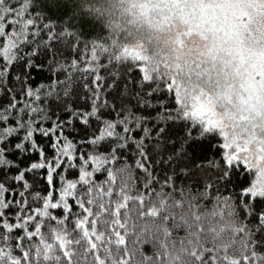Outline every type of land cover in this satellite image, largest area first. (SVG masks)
Returning a JSON list of instances; mask_svg holds the SVG:
<instances>
[{"label":"trees","instance_id":"obj_1","mask_svg":"<svg viewBox=\"0 0 264 264\" xmlns=\"http://www.w3.org/2000/svg\"><path fill=\"white\" fill-rule=\"evenodd\" d=\"M111 1L0 0V264H264L250 169Z\"/></svg>","mask_w":264,"mask_h":264},{"label":"rangeland","instance_id":"obj_2","mask_svg":"<svg viewBox=\"0 0 264 264\" xmlns=\"http://www.w3.org/2000/svg\"><path fill=\"white\" fill-rule=\"evenodd\" d=\"M123 1L109 3L119 25L146 41L126 55L220 134L226 160L252 173L247 191L264 195V0H128L131 14Z\"/></svg>","mask_w":264,"mask_h":264}]
</instances>
